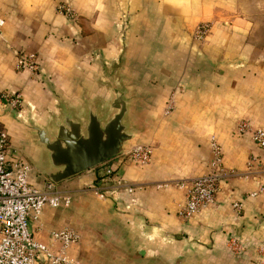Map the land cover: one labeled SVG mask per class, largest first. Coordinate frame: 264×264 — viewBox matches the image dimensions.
I'll return each mask as SVG.
<instances>
[{
  "label": "crops",
  "instance_id": "1",
  "mask_svg": "<svg viewBox=\"0 0 264 264\" xmlns=\"http://www.w3.org/2000/svg\"><path fill=\"white\" fill-rule=\"evenodd\" d=\"M61 3L70 4L75 21L57 11ZM0 16V92L22 96L20 110L0 104V125L31 165L32 185L50 181L41 172L46 153L36 131L53 133L66 113L84 121L89 108L108 117L115 88L125 93V120L134 133L128 148L143 144L152 152L144 165L122 153L55 183L73 200L68 208H44L31 223L37 241L57 252L50 233L69 226L79 238L66 255L83 264L264 260L257 251L264 246V196H246L264 184V150L237 131L240 120L264 128V30L236 0H0ZM203 21L211 31L196 41ZM21 51L38 54L36 75L15 69ZM211 136L222 147L224 167L237 175L221 183L212 204L183 217L186 190L178 183L208 170ZM250 155L258 163L249 170ZM108 167L139 187L104 198L86 192L111 185ZM233 201L242 204L239 214Z\"/></svg>",
  "mask_w": 264,
  "mask_h": 264
},
{
  "label": "built area",
  "instance_id": "2",
  "mask_svg": "<svg viewBox=\"0 0 264 264\" xmlns=\"http://www.w3.org/2000/svg\"><path fill=\"white\" fill-rule=\"evenodd\" d=\"M57 11L72 21L76 15L69 3H61ZM5 20L0 16V34ZM211 31V23L203 21L193 32V39L203 41ZM17 71H27L33 75L38 72V54L21 51L15 61ZM0 104L11 110H20L22 96L20 92H0ZM173 108L169 100L165 109L168 114ZM239 133H248L252 142L264 150V128H252L245 120L237 123ZM210 153L208 170L191 181H181L178 187L185 188V202L179 211L183 217H189L214 202L221 183L237 172L223 165V151L214 136L210 137ZM132 161L144 165L151 159V148L143 144H134L124 152ZM18 155V156H17ZM258 163L255 155H250L246 163L247 169H252ZM264 170V162L259 163ZM31 165L19 156V151L9 140L7 131L0 125V264H83L76 258L66 255V249L78 240L77 231L69 226L51 231L50 236L59 244L54 252L48 246L34 238L31 223L38 221L46 206L52 208H68L73 200V194L67 190L56 188L55 183L49 181L42 188L29 182ZM264 172V171H263ZM105 177L111 185L97 184L90 190L98 197L123 191L132 195L139 187L124 181L114 169L106 168ZM247 197L264 196V184L249 191ZM234 211L239 214L242 210L240 201H233ZM229 244L235 253H240L242 245L237 239H230ZM257 251L264 255V246H258ZM254 264H264L263 259Z\"/></svg>",
  "mask_w": 264,
  "mask_h": 264
},
{
  "label": "water",
  "instance_id": "3",
  "mask_svg": "<svg viewBox=\"0 0 264 264\" xmlns=\"http://www.w3.org/2000/svg\"><path fill=\"white\" fill-rule=\"evenodd\" d=\"M113 112L108 117L88 109L84 121L66 113L55 131H36L47 158L44 174L53 183L62 182L124 153L134 133L126 123L127 101L121 88L114 89Z\"/></svg>",
  "mask_w": 264,
  "mask_h": 264
},
{
  "label": "rangeland",
  "instance_id": "4",
  "mask_svg": "<svg viewBox=\"0 0 264 264\" xmlns=\"http://www.w3.org/2000/svg\"><path fill=\"white\" fill-rule=\"evenodd\" d=\"M238 2V10L249 14L254 17L256 25L259 26L262 30H264V0H236ZM17 70V69H16ZM47 162V158H46ZM47 165V163H46ZM45 167L41 169V172L44 173ZM88 193L97 197L90 188L87 189Z\"/></svg>",
  "mask_w": 264,
  "mask_h": 264
}]
</instances>
